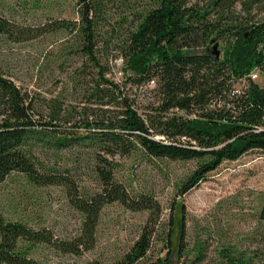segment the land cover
Listing matches in <instances>:
<instances>
[{
  "label": "trees",
  "instance_id": "trees-1",
  "mask_svg": "<svg viewBox=\"0 0 264 264\" xmlns=\"http://www.w3.org/2000/svg\"><path fill=\"white\" fill-rule=\"evenodd\" d=\"M75 1L80 17L74 24L77 51L85 58L76 75L84 98L79 117L73 118L71 109L62 110L55 101L44 113L38 110L29 94L0 68V184L17 173L36 187H67L71 204L82 217L80 233L71 240H57L46 228L9 220L0 212V264H39L29 257L38 245L75 255L89 251L106 203L118 202L132 211L154 208L148 196L130 197L122 189L112 177L110 161L100 153L140 151L148 158L194 162V169L177 186L183 195L223 161L264 150V85L250 77L255 70L264 72V21L237 23L231 14L237 0H212L205 8L189 0H148L113 48L121 57L127 83L156 84V101L140 114L120 84L108 78L107 65L96 50L104 1ZM70 27L71 22L60 21L48 31ZM12 35L24 34L0 16V40ZM213 38L228 39L218 59L208 48ZM69 123L71 129L65 128ZM72 145L95 148L99 191L74 194L75 182L59 173L55 155ZM258 209V222L264 227V197ZM183 224L184 218L176 247L178 263L200 264L204 244L196 245L190 258L183 244ZM153 225H144L130 249L111 264H136L145 258ZM174 225L170 214L162 238L166 258L151 264L170 261ZM262 235L264 243V231ZM218 255L211 264H258L256 259H264V251L248 253L233 247L219 248Z\"/></svg>",
  "mask_w": 264,
  "mask_h": 264
},
{
  "label": "rangeland",
  "instance_id": "rangeland-1",
  "mask_svg": "<svg viewBox=\"0 0 264 264\" xmlns=\"http://www.w3.org/2000/svg\"><path fill=\"white\" fill-rule=\"evenodd\" d=\"M102 1L104 10L96 50L107 65L108 78L119 83L127 100L137 112L144 114L149 104L157 99L156 84L154 81L133 86L127 83L123 62L113 48L118 46L130 27L133 14L147 6L148 0ZM211 1L189 0L191 4L204 8ZM233 6L231 14L237 23L264 21V0H237ZM78 9L75 0H0V16L24 34L5 36L0 40V68L4 76L26 91L38 110L44 113L55 101L62 110L71 109L75 119L79 117L84 99L76 76L85 61L77 51L78 26L74 24L80 21ZM60 21L71 22V27L48 31L49 25ZM215 40L221 56L228 39ZM211 44L208 43L209 50ZM253 73L256 74L253 81L263 86L264 72L255 70ZM70 126L69 123L65 128L71 129ZM100 156L110 161L113 179L130 197L146 195L154 208L132 211L118 202L106 203L98 215L95 240L89 251L75 255L38 245L29 257L39 264L115 263L130 249L147 223H154L152 245L146 257L136 264L164 261L167 249L162 238L170 214L175 221V245L166 264L180 263L176 247L182 218L187 255L191 258L196 245L204 244L205 255L200 264L217 260L221 247H233L248 253L264 251V227L258 222V208L264 197V150L245 153L234 161H223L183 195H179L177 186L194 169L192 161L148 158L140 151L113 156L100 153ZM55 159L59 173L75 182L74 194H92L101 189L94 172L97 161L94 147L67 146L55 155ZM25 179L13 173L0 184V212L5 218L24 220L35 228H46L57 240H71L78 236L82 217L71 204L68 188L36 187ZM260 259H256L258 264H264V259Z\"/></svg>",
  "mask_w": 264,
  "mask_h": 264
},
{
  "label": "water",
  "instance_id": "water-1",
  "mask_svg": "<svg viewBox=\"0 0 264 264\" xmlns=\"http://www.w3.org/2000/svg\"><path fill=\"white\" fill-rule=\"evenodd\" d=\"M211 49L210 53L213 55L214 58L218 59L220 57V50L218 48V42L215 40V38L211 39Z\"/></svg>",
  "mask_w": 264,
  "mask_h": 264
},
{
  "label": "built area",
  "instance_id": "built-area-1",
  "mask_svg": "<svg viewBox=\"0 0 264 264\" xmlns=\"http://www.w3.org/2000/svg\"><path fill=\"white\" fill-rule=\"evenodd\" d=\"M250 77H251L252 80H254V79L256 78V74L252 73V74L250 75Z\"/></svg>",
  "mask_w": 264,
  "mask_h": 264
}]
</instances>
